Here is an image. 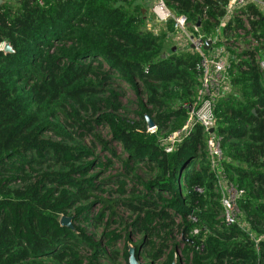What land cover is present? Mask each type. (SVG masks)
I'll use <instances>...</instances> for the list:
<instances>
[{
    "label": "trees",
    "instance_id": "16d2710c",
    "mask_svg": "<svg viewBox=\"0 0 264 264\" xmlns=\"http://www.w3.org/2000/svg\"><path fill=\"white\" fill-rule=\"evenodd\" d=\"M165 1L188 22H199V32L207 37L221 26L220 38L235 49L242 30L264 40V14L253 4L242 11L245 29L238 17L221 24L225 0ZM139 2L0 4V46L12 48L0 49V264H101L117 255L114 248L122 237L128 259L132 231L140 236L133 243L136 258L146 264H264V239L250 237L252 231L264 235L259 47L232 52L230 82L238 95L231 92L215 105L222 151L229 159L224 165L247 196L242 207L249 228L244 230L217 217L221 206L211 201L218 196L212 193L215 175L201 126L171 152L161 144L159 132L180 129L188 117L184 105L195 101L200 57L190 50L162 57L165 33L147 28ZM125 88L136 96L139 121L120 114ZM146 116L154 130H148ZM98 126L109 129L111 140L97 133ZM114 143L122 145L127 162L154 173L144 181L124 164L126 174L113 181L117 199L99 195L106 193L109 178L98 180L94 173L110 169L118 156ZM199 161L206 163L192 169ZM127 172L136 179L131 187ZM117 204L130 212L125 223ZM70 211L72 226L61 225V216ZM93 221L105 225L97 241L86 229ZM112 223L122 229H109ZM193 228L197 234H191ZM124 230L129 231L123 235Z\"/></svg>",
    "mask_w": 264,
    "mask_h": 264
},
{
    "label": "built area",
    "instance_id": "2783aa9c",
    "mask_svg": "<svg viewBox=\"0 0 264 264\" xmlns=\"http://www.w3.org/2000/svg\"><path fill=\"white\" fill-rule=\"evenodd\" d=\"M6 0H3V2ZM247 4H253L261 9L264 14V0H225V15L222 20H228L230 16L238 9L246 7ZM154 23H147L146 26L154 34H158V26H166L170 22L172 35L179 36L175 38L179 44L186 41V50L194 51L199 54L197 69L199 71V85L192 104H186L184 107L188 110V117L184 125L169 134L168 137L161 139V142H168L165 151L171 152L174 145H177L186 138L193 130L195 125H200L204 134L205 150L208 163L216 178H220L218 168L221 166L223 151L221 145V135L218 133L217 117L215 115L216 102L227 96L232 89L230 82V62L224 56V48L215 46L216 38L206 36L199 32V27L193 24V30L196 35H189L187 27L190 22L184 15L176 13L165 0H157L151 9ZM158 24V25H157ZM206 40H210V48L205 49ZM223 42V41H220ZM4 43L1 44L2 49ZM261 68H264V61H261ZM153 130V129H152ZM201 192V188H195ZM242 189L237 191L238 195ZM221 212H223V221L227 224L238 223L234 219V207L231 195L223 194L220 199ZM195 221L196 217H192ZM239 224V223H238ZM240 225V224H239ZM241 226V225H240ZM242 229L247 230L246 228ZM198 228H193L191 234H197Z\"/></svg>",
    "mask_w": 264,
    "mask_h": 264
},
{
    "label": "rangeland",
    "instance_id": "374dc122",
    "mask_svg": "<svg viewBox=\"0 0 264 264\" xmlns=\"http://www.w3.org/2000/svg\"><path fill=\"white\" fill-rule=\"evenodd\" d=\"M156 1L157 0H140V2H139L140 5L142 6L141 11L144 14V21H146V23H154V19H153L151 9L154 6V4L156 3ZM8 2L13 3V0H8ZM243 9L244 8H240V9L236 10L230 17L241 18L243 20V26L245 27V29H247L248 24L246 21H244L245 20L244 14L242 13ZM225 22H226V20L224 19L221 21V24H223ZM192 25H193V23H190L188 25L187 33L189 35H196L195 31L193 30ZM142 27H143V25H142ZM220 28H221V26L216 30V33L214 35H212V37L216 38V40H217L215 46H221L224 48V56L227 59L232 57L233 51H236V54H241L242 52H244L246 50H252L255 47H259V49H258V54H259L258 61L260 62V64H261V61H264V40L263 39L260 41H256V40H254V36L251 32H249V31L245 32L242 30V31L237 33V35L240 36L241 38H240V40H237L236 49H235L231 45H228L226 41L220 42V41H222V38H220V34H221ZM158 31L160 33H163V34L165 33V35L163 36L164 45L162 47V50L160 51L161 55L164 54L166 57L168 54H170L172 52L171 49L173 47L176 48L175 51L186 50V46H185L186 41H182L181 44H179L177 42V40H175V38H178L179 36L174 37L172 35L173 30L169 24L166 26H163V25L158 26ZM223 39H227V38L224 37ZM260 67H261V65H260ZM125 89L127 92H125V95L122 98L123 109L120 111V114H124L127 117L133 119L134 121H139V116H136V114L134 112L135 109L137 108V106H136L137 100L135 99L136 96L131 92V90L129 88H125ZM231 92L233 95L234 94L238 95L236 87H232ZM217 126H218V123H217ZM152 129L154 130L155 126L148 129V130L151 131ZM171 132H173V131H171L170 128H167V129L159 132V136L161 137V139H163V138L168 137ZM97 133H99L101 135V137H103L106 140H111V138H112V133L109 131V129L107 127L98 126L97 127ZM161 144L163 146H166L168 144V142L163 141V142H161ZM111 147L117 151L118 156L116 159H114L113 163L111 164L110 169L107 171H104V172H101L100 170L96 169L94 171V173L97 174L98 180L103 179V178H109V180L107 181V184L103 185V189L106 191V193L100 192L99 195L107 197L108 193H109V194H111L112 198L117 199V197L119 196L118 192H116L117 184H115L113 181H115V178H116L118 173L126 174V172H124L125 171L124 167H123L124 164H127L128 167L134 169L135 170L134 173H136L144 181L152 179V177L154 176V173L150 172L148 170V168H146L142 165L134 164L131 161L127 162V155L123 151L121 144L114 143V144H111ZM174 147H175V145H174ZM93 151H94V154L98 155V148L93 149ZM99 154L101 155L102 153L99 152ZM228 160L229 159L227 158V156H224V153H223L221 166L218 168V172L220 173V178L215 177L214 189L212 190V193L214 195H217L218 197H211V201L218 203L220 205L219 199L223 194L231 195L232 201H233V207H234V211H233L234 219L243 228L248 229L249 228L248 216L242 207V202L244 201V199L247 198L246 192L244 191L243 187L237 185V182H235V180H232L229 178L230 176L235 177L234 176L235 173L232 169H227L225 167L224 164ZM202 163H206V161L196 162L191 166V168L197 169L199 167V165ZM133 174H129L127 172V179H128V186L127 187L133 186V183L136 182V179L133 177ZM111 176H112V178H111ZM241 189H242V192L238 195L237 191H239ZM99 207H100V204L95 205L92 208V211L95 213ZM115 208L117 211V216L122 217L124 219V223H125L128 220L127 217L130 215L129 210L126 209L125 207H123L121 204H117ZM62 216L70 217V222L72 221V211H70L67 215H62ZM217 217L218 218L223 217V212L220 211V213L218 214ZM104 221L103 222L93 221L91 225L86 227L87 233L93 235V238L96 241L100 238V233L102 232V230L105 226ZM116 227H118V225L115 223H112L109 229L116 228ZM118 228H119L118 230H120V229H122V226H120ZM129 230L122 231V234L125 235V233ZM139 237L140 236L135 235V233L133 231L131 232V240L129 242H127V251L130 247H133V243ZM250 237H252L255 240V242H257L259 238L264 239V235H258L254 231L251 232ZM177 239H180V238L177 237ZM125 244H126L125 238L122 237L117 242V245L114 248V250L118 252L117 255H115V257H113V259H102L101 264H129L128 259H125L123 256ZM112 256H114V255H112ZM138 262L140 264H146L147 260H145L143 257H141L139 255Z\"/></svg>",
    "mask_w": 264,
    "mask_h": 264
},
{
    "label": "water",
    "instance_id": "95a60500",
    "mask_svg": "<svg viewBox=\"0 0 264 264\" xmlns=\"http://www.w3.org/2000/svg\"><path fill=\"white\" fill-rule=\"evenodd\" d=\"M2 3H3V0H0V4H2ZM198 25H199V22L196 23V26H198ZM204 48L205 49L210 48V40H206ZM2 50L5 52H10V51H12V48L10 47V45L8 43H4ZM171 50H172V52H174L176 50V48L173 47ZM162 57H165V55L163 54ZM146 122H147L148 129L154 127L153 121L150 118H148L147 116H146ZM60 224L64 225V226L71 227L72 224L70 222V217L62 216L60 218ZM127 252H128V263L129 264H140L138 262V259L136 258L134 246L130 247ZM172 264H176L175 261Z\"/></svg>",
    "mask_w": 264,
    "mask_h": 264
}]
</instances>
